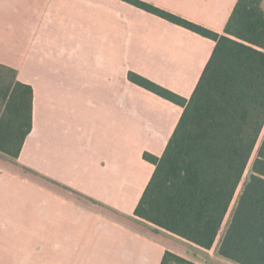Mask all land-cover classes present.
<instances>
[{
  "label": "crops",
  "instance_id": "obj_1",
  "mask_svg": "<svg viewBox=\"0 0 264 264\" xmlns=\"http://www.w3.org/2000/svg\"><path fill=\"white\" fill-rule=\"evenodd\" d=\"M217 34L237 0H139ZM264 10V0H261ZM215 42L121 0H0V65L33 90L32 128L0 161V264H236L133 215ZM1 155V154H0ZM2 156V155H1Z\"/></svg>",
  "mask_w": 264,
  "mask_h": 264
},
{
  "label": "trees",
  "instance_id": "obj_2",
  "mask_svg": "<svg viewBox=\"0 0 264 264\" xmlns=\"http://www.w3.org/2000/svg\"><path fill=\"white\" fill-rule=\"evenodd\" d=\"M215 42L189 99L128 73L133 84L183 108L133 215L210 250L243 175L217 254L236 264H264V10L261 0H237L217 34L139 0H121ZM0 88V154L16 160L32 128L33 90L16 80ZM160 264H194L166 252Z\"/></svg>",
  "mask_w": 264,
  "mask_h": 264
},
{
  "label": "rangeland",
  "instance_id": "obj_3",
  "mask_svg": "<svg viewBox=\"0 0 264 264\" xmlns=\"http://www.w3.org/2000/svg\"><path fill=\"white\" fill-rule=\"evenodd\" d=\"M11 81H12V74H10L8 71H6V70L0 68V88H2L4 85L10 83ZM1 107H2V100H1V98H0V112L2 111V110H1ZM263 133H264V128H263V131H262V134H261V137H260V140H259V141H261L262 136H263ZM258 146H259V145H257V147L255 148V151H254V153H253V155H252V157H251V161H250V163H249V165H248V167H247V169H246V171H245V173H244V175H243V178H242V180H241V182H240V184H239V186H238V188H237V190H236L235 197H234V199H233V201H232V203H231V206H230L229 212L227 213V215H226V217H225V220H224V222H223L222 229H221V231L219 232L218 239H219V237L222 236L223 231L225 230L226 225H227V223H228V221H229V219H230V215H231L232 210H233V208H234V206H235V204H236V201H237V199H238V196H239V194H240V192H241V190H242V187H243L244 183H246V181H247L248 178H249L251 163H252V161L254 160V158H255V156H256V152H257ZM1 155H2V154H1ZM1 155H0V161L4 159V155H2V156H1ZM175 255H176V254H175ZM177 256H178V255H177ZM182 258H183V257H182ZM184 259H185V258H184ZM186 260H187V261H190V262H192V263L195 262V261H193V260H191V259H186ZM194 264H195V263H194Z\"/></svg>",
  "mask_w": 264,
  "mask_h": 264
}]
</instances>
